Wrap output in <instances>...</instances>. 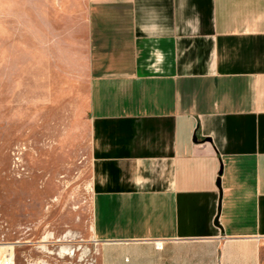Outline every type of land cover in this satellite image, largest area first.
Segmentation results:
<instances>
[{
  "label": "crops",
  "instance_id": "0c3cea01",
  "mask_svg": "<svg viewBox=\"0 0 264 264\" xmlns=\"http://www.w3.org/2000/svg\"><path fill=\"white\" fill-rule=\"evenodd\" d=\"M81 2L99 264H264V0Z\"/></svg>",
  "mask_w": 264,
  "mask_h": 264
},
{
  "label": "rangeland",
  "instance_id": "374dc122",
  "mask_svg": "<svg viewBox=\"0 0 264 264\" xmlns=\"http://www.w3.org/2000/svg\"><path fill=\"white\" fill-rule=\"evenodd\" d=\"M71 3L66 31L42 0H0V264H99L83 11Z\"/></svg>",
  "mask_w": 264,
  "mask_h": 264
},
{
  "label": "water",
  "instance_id": "95a60500",
  "mask_svg": "<svg viewBox=\"0 0 264 264\" xmlns=\"http://www.w3.org/2000/svg\"><path fill=\"white\" fill-rule=\"evenodd\" d=\"M194 141L196 140V137H194V139H193ZM218 183V182H217ZM218 185H219V183H218Z\"/></svg>",
  "mask_w": 264,
  "mask_h": 264
}]
</instances>
